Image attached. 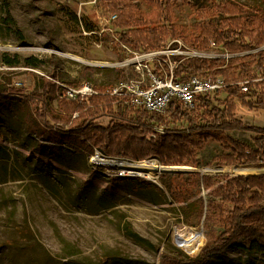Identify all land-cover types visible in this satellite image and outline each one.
<instances>
[{
    "label": "rangeland",
    "instance_id": "obj_1",
    "mask_svg": "<svg viewBox=\"0 0 264 264\" xmlns=\"http://www.w3.org/2000/svg\"><path fill=\"white\" fill-rule=\"evenodd\" d=\"M134 1L143 13L151 11L143 0ZM174 2L177 25L182 30L191 29L197 21L196 8L211 9L214 4V0ZM216 2H231L249 11L262 4L261 0ZM10 9L23 40L8 30L2 21L4 14L0 12V53L34 57L40 63L37 68L23 65L10 68L0 60V88L17 85L29 94L42 92L41 78L56 73L58 78L51 81L60 88L58 99L70 100L62 86L72 88L90 83L94 87L108 85L110 88L132 77L133 67H119V63L132 57L127 51L115 48V34L100 0H10ZM178 41L184 49H189L182 40ZM223 54L217 50L208 53L210 57ZM117 70H122L123 79L118 77ZM215 97L223 101L226 94L221 92ZM13 103L14 100H8L0 105V264H117L118 258L126 259L127 262L122 261L124 264H160L164 254L181 255L183 261L198 258L209 243L203 224L191 227L181 223L177 204L163 201L156 204L132 193L125 183L114 181L121 175L160 185L162 175L188 173L167 172L149 179L124 174L119 168L96 166L91 162L94 155L75 139L60 144L61 137L55 131L59 132L58 128L45 129L55 135L52 140L39 137V128L29 130L24 119L28 109L19 102ZM236 103L238 119L264 128V112L251 111ZM34 107L31 105L33 110ZM111 120L103 117L96 123L107 127ZM36 121L41 123L38 117ZM74 127L70 122L65 130L71 131ZM206 136L209 138L203 140L199 134H192L191 139L201 142L198 158L210 163L231 153L228 144L216 138L250 144L254 137L251 133L223 131L208 132ZM148 160L162 164L158 159ZM174 167L217 170L235 177L222 169L233 166ZM104 203L112 207L105 208ZM125 224L155 248L128 238L123 232ZM183 227L203 232L205 240L195 256L179 246L177 231ZM225 260L236 264H264V255L248 256L234 250L227 252Z\"/></svg>",
    "mask_w": 264,
    "mask_h": 264
},
{
    "label": "trees",
    "instance_id": "obj_2",
    "mask_svg": "<svg viewBox=\"0 0 264 264\" xmlns=\"http://www.w3.org/2000/svg\"><path fill=\"white\" fill-rule=\"evenodd\" d=\"M100 1L109 18L116 16L111 22L116 49L123 50L122 45L138 53L162 51L169 46L177 49L180 47L177 41L182 40L190 50L204 53L217 50L229 55V58L175 57L179 62L175 75L180 81L195 76L223 78L228 84L223 91L225 100L215 97L217 94H202L196 97L192 108L173 100L165 114L130 107L123 99L111 95L59 100L60 88L52 82L58 75L51 73L49 78H41L42 92L29 94L24 87L4 85L0 88V105L8 100L25 105L28 114L24 119L29 130L39 128V137L52 140L55 135L45 129L58 128L59 132L55 131L61 137L60 144L75 139L92 155L98 151L107 157L133 162L158 159L164 166L193 168L200 164L220 167L264 163V128L236 117V101L248 110L264 112V0L252 11L214 0L211 9H195L197 21L190 31L177 25L174 0H143L151 8L148 14L134 0ZM0 12L8 30L23 40L11 13L10 0H0ZM0 60L10 68L22 65L37 68L40 63L34 57H11L5 52L0 53ZM155 69L159 74L158 68ZM117 73L123 79L122 70ZM242 82L248 83L247 92L241 90ZM36 115L41 123L36 121ZM103 117L112 119L107 127L96 123ZM70 122L75 127L66 131ZM215 131L251 133L254 137L250 144L216 138L228 144L231 153L221 155L215 163L204 162L198 158L201 142L191 139V135L199 134L204 140L209 138L206 133ZM118 180L131 188L132 193L156 204L162 201L177 204L182 216L179 222L191 227L203 224L209 243L198 258L183 261L181 255L164 254L160 264H236L225 260L227 252L234 250L248 256L264 255V174L235 177L166 174L160 176V185L143 178L114 179ZM104 206L112 207L109 203ZM123 232L137 244L155 248L129 224H125ZM116 261L127 262L122 258Z\"/></svg>",
    "mask_w": 264,
    "mask_h": 264
},
{
    "label": "built area",
    "instance_id": "obj_3",
    "mask_svg": "<svg viewBox=\"0 0 264 264\" xmlns=\"http://www.w3.org/2000/svg\"><path fill=\"white\" fill-rule=\"evenodd\" d=\"M114 19H116V16L109 18L110 25ZM177 42L180 45L177 49L169 46L162 51L145 53L132 51L127 46L122 45L123 50L127 51L132 58L119 63V67H133L134 71L131 78L119 81L111 88L104 90L97 89L90 83H83L72 88L62 86L65 89V96L70 100H81L92 96L111 95L123 99L130 107L165 114L170 102L173 100L179 101L185 107L192 108L197 96L202 94L214 95L223 92L228 84L221 77L195 76L187 81H180L175 75L179 64L175 57L229 58V55L225 53V55L210 57L208 53L184 49L181 42ZM212 46L216 48L214 44ZM180 50L187 51L181 52ZM155 68H158L159 74L155 73ZM239 86L243 92H247V82H242ZM100 155H102L100 152L95 151L94 156L91 158L92 164H94L92 159ZM124 174L126 173L124 172ZM120 177L122 176L120 175Z\"/></svg>",
    "mask_w": 264,
    "mask_h": 264
},
{
    "label": "bare ground",
    "instance_id": "obj_4",
    "mask_svg": "<svg viewBox=\"0 0 264 264\" xmlns=\"http://www.w3.org/2000/svg\"><path fill=\"white\" fill-rule=\"evenodd\" d=\"M93 163L99 167L119 168L126 174L145 176V178L156 179V176L162 173L172 172L177 167H166L154 160H146L142 162L133 161H115L100 155L92 159ZM221 169V168H217ZM226 174L231 175H253L264 173V163L251 165L233 166L228 169ZM205 237L202 233L196 232L189 227H183L177 231V241L179 246L189 255L195 256L199 253L204 243Z\"/></svg>",
    "mask_w": 264,
    "mask_h": 264
},
{
    "label": "water",
    "instance_id": "obj_5",
    "mask_svg": "<svg viewBox=\"0 0 264 264\" xmlns=\"http://www.w3.org/2000/svg\"><path fill=\"white\" fill-rule=\"evenodd\" d=\"M111 159L112 160H115V161H123V162L124 161H130V160L123 159V158H111ZM172 172H179V173H200L201 175H205L206 173H211V172H213V173H220L219 171L217 172V170L213 171V170L204 169V168H201V169H188V168L180 169V168H177L175 171H172ZM201 233H203V232H201ZM174 236H176V235H174Z\"/></svg>",
    "mask_w": 264,
    "mask_h": 264
}]
</instances>
